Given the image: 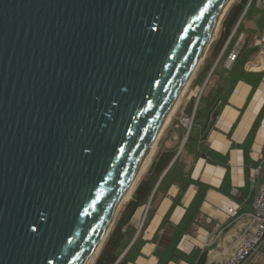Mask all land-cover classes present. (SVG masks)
Listing matches in <instances>:
<instances>
[{
    "label": "water",
    "instance_id": "1",
    "mask_svg": "<svg viewBox=\"0 0 264 264\" xmlns=\"http://www.w3.org/2000/svg\"><path fill=\"white\" fill-rule=\"evenodd\" d=\"M229 1L0 0V264L95 262Z\"/></svg>",
    "mask_w": 264,
    "mask_h": 264
},
{
    "label": "crops",
    "instance_id": "2",
    "mask_svg": "<svg viewBox=\"0 0 264 264\" xmlns=\"http://www.w3.org/2000/svg\"><path fill=\"white\" fill-rule=\"evenodd\" d=\"M261 27L262 24L258 35ZM259 52L258 46L252 53L255 57L250 58L251 54L245 63V77L227 86L220 112L213 119L204 141V147L213 155L196 157V150L185 152L181 157L183 164L160 186L173 162L181 155L184 135L177 155L157 182L148 202L135 212L132 222L137 232L130 246L144 223L146 225L139 254L128 264H158V254L166 252L179 236L177 247L181 253L189 256L199 251L206 254L205 264L217 262L232 254L250 230L254 200L264 183V55L258 63H253ZM260 72L263 74L258 78ZM261 113L262 118L249 145L247 163L244 145ZM170 147L173 146H165ZM187 176L191 180L188 185L184 182ZM199 192L204 198L198 212H194L192 205ZM230 208H235L234 213H229ZM141 221L142 227H139ZM183 223L186 230L179 228ZM169 264L194 263L180 259ZM244 264H264V240Z\"/></svg>",
    "mask_w": 264,
    "mask_h": 264
},
{
    "label": "trees",
    "instance_id": "3",
    "mask_svg": "<svg viewBox=\"0 0 264 264\" xmlns=\"http://www.w3.org/2000/svg\"><path fill=\"white\" fill-rule=\"evenodd\" d=\"M248 1L249 0H238L236 3L232 4V6L229 8L222 22V25H221L222 28H221L219 37L216 40L214 50H213V56H212L214 57L215 60H217L219 56L221 55L220 60L218 62V66L219 64H221L224 58L225 52L227 51V49L230 47L232 43V41L231 42H228V41L231 36L233 39L235 35V33L234 35H232L233 31L235 27L237 26L244 10L246 9ZM248 11L249 9L246 11L242 21L238 24L237 30H239L242 24L244 23L248 15L247 14ZM261 24H263L262 19H261V23H258L259 28ZM258 29L255 28L252 30V37H248L244 41L240 49L239 56H237V58L235 59V62L233 63L232 67L228 70L226 69L225 77H226L227 82L225 83V86H222L220 90L219 89L209 90L207 94H204L206 88L205 90H203L204 93L201 94L199 103L195 110L194 122H193L192 128L190 129L188 138L182 149L181 155L175 160V162H173L172 166L169 168L168 172L164 176L160 186L172 175L173 171L176 168H178L180 165L183 164V158L181 157L184 155L185 152L196 150V157H200V156L211 157L213 155V152L211 150H209L207 147H204V141L207 137V132L212 127L213 119L220 112L219 107L222 106L223 97L228 92L227 86L229 85L231 86L235 84L236 82H238L239 80H241L243 77H245L246 71L244 70V65L249 59V56L253 52L257 51L258 49V46L256 45V42H257L256 38L258 39V36H259ZM218 66L215 67L212 73L213 75L216 74V72L218 71ZM206 68L210 70L212 66L210 68L209 67H206ZM206 68L205 70H207ZM262 74H263L262 72L258 73L257 75L258 78H261ZM206 77H207V74L204 75L203 78H206ZM200 80H202V78ZM202 84H203V81H202ZM201 89L202 87L198 89L197 93H192V98L190 100V102L192 103V112L195 108L196 100L201 92ZM262 114L263 113H261L258 119L256 120L249 134L247 142L244 145L247 163L249 162V145L254 139V135L256 133L257 127L262 118ZM179 147L180 146L162 148L163 150L161 149V151H159L155 155L146 174L143 176L140 182H138V184L136 185L131 199L122 207L118 217L113 223L111 232L108 235L103 245L102 250L100 251L97 259L95 260L93 264H128L129 262H132L135 256L139 254V247L143 243L141 236H142V232L146 224L144 223V226L141 229L139 236L134 241L132 246L129 248L137 232V228L132 222L133 216L135 212L141 206H143L144 204L148 202L157 182L161 178L162 174L166 171V169L171 165L173 159L177 155ZM184 182L186 185H188L189 183H191V180L187 176ZM201 187L203 186L201 185ZM203 198H204L203 193L199 192L192 205L194 212H198L199 205L201 201L203 200ZM186 221L187 220L185 219V222ZM179 228L181 230L187 229L184 223ZM179 239H180V236L176 239V241H173L169 245L166 252L162 254H158V258H159L158 264H169L171 261H174V260L176 261L180 259L190 261L191 263H194V264H205L206 263L205 253H199V251H194L189 256L181 253V251L177 247ZM128 248L129 250L122 257V255L125 253V251ZM195 258H196V261H195Z\"/></svg>",
    "mask_w": 264,
    "mask_h": 264
},
{
    "label": "rangeland",
    "instance_id": "4",
    "mask_svg": "<svg viewBox=\"0 0 264 264\" xmlns=\"http://www.w3.org/2000/svg\"><path fill=\"white\" fill-rule=\"evenodd\" d=\"M238 0H233L232 4L236 3ZM231 4V6H232ZM252 6H250L248 9V15L244 21V23L242 24V26L240 27L239 30H237V27H235L233 34L235 33L233 39L232 36L230 37L228 42H231L230 47L227 49V51L225 52L224 58L221 62V64H219L218 66V62L220 60V56L217 60L214 59L213 56V50H214V46L216 43V40L219 37L220 31H221V26L219 27L217 34L215 36V39L213 40L209 50L207 51L204 60L202 61L197 73L195 74V76L193 77V79L191 80V82L189 83V86L185 92V94L180 98V103L178 104L177 108H175V111H173L167 126L163 129L164 131L161 132L159 138L157 139V141L155 142L153 148H152V154H151V161L152 159H154L155 155L159 152V149L165 148V146H179L180 143L182 144V137L185 135H187V132L190 128L191 122L193 125L194 122V116H195V112L193 110L192 112V103L190 102L191 98H192V93H197L198 89L203 87L204 83L206 82L213 66L216 64V67L218 66V73L216 72V74H212L209 77V80L206 83V90L204 94H207L209 92V90H220L222 86H225L226 81V69H230L233 65V63L235 61L229 62L228 60V55L231 51V48L235 47L236 49H238L240 51L244 41L248 38V37H252V30L253 29H258L259 25L258 23H261V19L263 18V12L259 9L256 8V3L252 2L251 4ZM230 6V7H231ZM260 18V19H259ZM237 31V32H236ZM244 33V37L241 38V36H243L242 34ZM227 45V44H226ZM223 54V52H222ZM255 53L252 54L250 56V58H254ZM239 56V53H238ZM212 68L210 70H208L206 67H211ZM205 68L207 70H205ZM256 68V67H255ZM205 70V71H204ZM202 73V74H201ZM201 74V75H200ZM207 74L206 78H203L204 75ZM202 78V80H200ZM203 81V84H202ZM191 125V128H192ZM181 146V145H180ZM151 163V162H150ZM150 163L145 167V171L141 174V176H139V178H136V183L134 188L136 187V185L138 184V182H140V180L143 178V176L146 174L147 172V168H149ZM133 188V189H134ZM133 189H131V191L133 192ZM130 191V192H131ZM130 194V196L127 198V200L132 196V193ZM126 200V201H127ZM127 203V202H126ZM124 203L122 205V207L126 204ZM122 207L120 208L116 218L118 217ZM114 220V222H115ZM143 221V219H142ZM142 221L140 222L139 227H142ZM113 222V223H114Z\"/></svg>",
    "mask_w": 264,
    "mask_h": 264
},
{
    "label": "built area",
    "instance_id": "5",
    "mask_svg": "<svg viewBox=\"0 0 264 264\" xmlns=\"http://www.w3.org/2000/svg\"><path fill=\"white\" fill-rule=\"evenodd\" d=\"M252 2L256 3V8L263 12V24L257 44L260 48L259 54L253 63H258L259 59L264 55V0H249L246 11ZM244 37V34H242ZM240 51L234 48L228 55L229 62L235 61ZM235 208H230L229 213H234ZM252 226L242 238L238 248L224 259L217 262H209L208 264H244L247 259L258 251L260 244L264 240V183L258 189L254 200V211L252 214Z\"/></svg>",
    "mask_w": 264,
    "mask_h": 264
},
{
    "label": "bare ground",
    "instance_id": "6",
    "mask_svg": "<svg viewBox=\"0 0 264 264\" xmlns=\"http://www.w3.org/2000/svg\"><path fill=\"white\" fill-rule=\"evenodd\" d=\"M232 1L233 0H230L228 3H227V6H229V4L230 3H232ZM227 6L225 7V8H227ZM225 10V9H224ZM218 27H219V25L217 26V29H218ZM254 67H256V66H254ZM191 82V80L189 81V83ZM189 83L187 84V86L185 87V89L183 90V92L181 93V96L179 97V99L175 102V104L173 105V107H172V109H171V111H170V113H169V115H168V117H167V120H166V123H165V127L167 126V124H168V121H169V119H170V117H171V115H172V113H173V111H175V108H177V106H178V104L180 103V98L185 94V92H186V90H187V88H188V86H189ZM205 87V86H204ZM204 87H202V89H201V92H200V94H202V92H203V90H204ZM199 94V95H200ZM199 97V96H198ZM164 127V128H165ZM164 131V130H163ZM154 146V145H153ZM153 146L151 147V149H150V151H149V153H148V155L146 156V158H145V160H144V163H143V165H142V167H141V170H140V174H139V176H141V174L145 171V167L151 162V154H152V148H153ZM139 176L137 177V178H139ZM135 183H136V180H135ZM135 183L133 184V186L131 187V189H133L134 188V186H135ZM131 189L128 191V193L126 194V196H125V199H124V202H126V200H127V198L130 196V194H131ZM131 191V192H130ZM97 254H98V252H97ZM97 254H95L94 255V257H96V255ZM93 260V259H92ZM92 260H91V262H92ZM91 264V263H90Z\"/></svg>",
    "mask_w": 264,
    "mask_h": 264
}]
</instances>
